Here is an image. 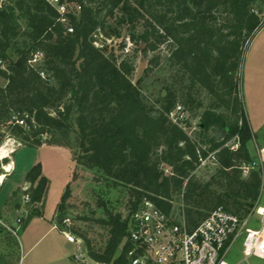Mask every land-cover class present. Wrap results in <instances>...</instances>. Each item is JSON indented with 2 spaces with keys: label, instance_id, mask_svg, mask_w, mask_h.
<instances>
[{
  "label": "trees",
  "instance_id": "obj_1",
  "mask_svg": "<svg viewBox=\"0 0 264 264\" xmlns=\"http://www.w3.org/2000/svg\"><path fill=\"white\" fill-rule=\"evenodd\" d=\"M255 1L60 0L68 4L62 22L48 0H2L0 145L9 137L22 145L54 144L56 130L69 127L73 117L76 163L97 174L108 192L124 188L130 198L126 217L99 204L103 216L94 221L108 229L103 247L74 229L94 261L128 264L121 243L130 213L144 198L171 213L179 197L178 210L191 229L220 206L240 219L256 206L264 174L259 164L251 167L257 158L249 151L252 132L240 97L244 52L264 23ZM125 29L131 42L154 53L147 71L160 64L156 52L168 49L173 74L153 98L141 80L133 82L130 59H119L105 45ZM36 53L40 61L32 62ZM199 91L209 103L196 136L186 129L189 117L181 115L203 106ZM177 105L182 109L175 121L170 114ZM207 158L216 170L202 179L195 171ZM243 166H250L245 175ZM25 181L29 203L42 201L47 178L40 164L26 172ZM65 200L57 207L61 223Z\"/></svg>",
  "mask_w": 264,
  "mask_h": 264
},
{
  "label": "rangeland",
  "instance_id": "obj_2",
  "mask_svg": "<svg viewBox=\"0 0 264 264\" xmlns=\"http://www.w3.org/2000/svg\"><path fill=\"white\" fill-rule=\"evenodd\" d=\"M1 2L2 0H0V4ZM69 7L73 9L74 5L70 4ZM254 9L256 11L262 9L261 16L264 19V0L255 1ZM126 31L125 29L123 32L124 36L109 39L105 45L119 59L125 57L130 59L135 68L132 75L133 82L137 83L141 80L143 91L153 98V95L162 91L165 82L170 81L173 74V70L165 60L168 49L166 46H162L156 52L161 58L160 64L147 71L154 53L145 52L142 49V44L131 42ZM122 43H126L124 49H121ZM240 77V97L252 132L248 147L252 156L258 161L259 150L264 145V23L253 35L245 49ZM3 82L5 80L0 78V84ZM199 92L198 96L203 101V106L195 112L196 114L188 110L183 114V116L189 117L190 126L186 127L187 131L196 136L200 133L198 129L201 128L199 115L209 103L208 94L205 91ZM209 133L216 135L213 131H209ZM56 138L57 142L54 144L30 146L22 145L18 139L9 137L0 145V148L5 146L9 154L7 159L0 158V175L3 174L6 178L0 185V211L6 209L10 200H20L21 202L22 188L30 187V183L25 181V174L33 165L40 164L42 174L47 178L41 203L32 202L26 205L30 211L39 210V214L28 216L25 219L26 222L18 227L15 224L16 212L14 209L12 212L10 211L13 216L10 219L0 215L1 221L10 226L13 224L16 228V234H13L0 222V264H37V262L49 260L54 255L60 254L61 250L66 252L65 249L69 250L66 257L54 264H78L72 258L73 254L77 252L78 245L67 244L61 230L67 229L75 233L74 229H80L87 234L95 248H101L107 240L108 229L94 221L97 217L103 216V207L99 204L104 203L107 207L121 212L123 217L129 213L130 198L124 188H115L108 192L103 181L97 180V174L76 163L75 159L80 151L77 126L73 117L69 127L56 130ZM229 144L234 145L236 142L230 141ZM12 161L13 171L8 175L5 167L11 164L9 167L12 170ZM215 170L216 164L213 159L207 158L202 161L195 171V175L202 179H208ZM65 198V217L71 218L69 226L61 223L57 216L59 213L57 207ZM178 198L173 199L172 215L174 218L179 215L180 200ZM258 204L264 206V181ZM54 216L57 228H51ZM260 225L259 216L251 217L250 227L258 228ZM82 251H85L83 245ZM241 257L240 240L232 247L227 260L233 264ZM248 262L264 264V260L255 256L249 257Z\"/></svg>",
  "mask_w": 264,
  "mask_h": 264
},
{
  "label": "built area",
  "instance_id": "obj_3",
  "mask_svg": "<svg viewBox=\"0 0 264 264\" xmlns=\"http://www.w3.org/2000/svg\"><path fill=\"white\" fill-rule=\"evenodd\" d=\"M48 1L57 8L60 21L66 22L68 4L61 3L60 0ZM72 30V27H68V31ZM40 55L36 53L31 61L37 62ZM181 109V105H177L176 110L171 112L175 121L176 114ZM231 146L236 148L237 143ZM257 164L264 174V148L259 150V159L251 167ZM249 169L250 166H243V174H247ZM28 188H22V200L15 209L16 227L22 224L27 212L26 205L31 199ZM172 214L173 211L163 212L148 198H144L130 213L128 233L121 243L122 247L125 246L128 264H231L227 258L234 244L240 240L242 257L233 264H250L248 259L251 256L264 260V206L257 203L243 219L220 206L193 229L188 226L181 211L176 218ZM254 215L259 216L261 221L258 228L249 226ZM0 222L7 230L16 234L15 226L7 225L1 219ZM62 222L69 226L71 218L65 217ZM61 232L69 242L78 245L77 252L73 255L78 264H105L94 261L88 255L82 238L71 230L64 229ZM82 245L85 251H82Z\"/></svg>",
  "mask_w": 264,
  "mask_h": 264
},
{
  "label": "crops",
  "instance_id": "obj_4",
  "mask_svg": "<svg viewBox=\"0 0 264 264\" xmlns=\"http://www.w3.org/2000/svg\"><path fill=\"white\" fill-rule=\"evenodd\" d=\"M5 82H3V83H1V84H4ZM262 148H264V145L261 147V149ZM11 151H12V149H11ZM11 151H10V153H11ZM7 150L5 151V155H0V158H2V159H4V158H8L9 157V154L7 153ZM251 154V153H250ZM252 155V154H251ZM9 163H11V162H9ZM11 164H8L6 167H5V170H6V173L9 175L12 171H13V161H12V170H10V166ZM5 179L6 178H4V175L3 174H1L0 175V185H1V183L2 182H4L5 181ZM14 192H16L15 190H14ZM19 202H20V200H10V202L7 204V206H6V209H3L2 211H0V215L2 214V215H4L5 216V218H7V219H10V218H12L13 216H12V213L10 214V211L12 212L13 211V209L15 210L16 208H17V206L19 205ZM39 203H41V202H39ZM258 203V202H257ZM32 205H34V204H32ZM33 208H36V207H34L33 206ZM26 209H27V212H26V215H25V218H24V222H26V220L25 219H27V217L28 216H30V215H36V214H39L40 213V211L39 210H33V211H30L28 208H27V206H26ZM56 220H55V216H54V220L52 221V227L51 228H57V226H56ZM12 226H14L13 224H12ZM50 228V229H51ZM64 240H65V242H67V244L69 243V244H72L71 242H69L67 239H66V237L64 236ZM64 242V244H66ZM32 248V247H31ZM30 248V249H31ZM65 251L66 252H62V250H61V252H60V254H56V255H54L51 259H49V260H46V261H40V262H37V264H54V263H56L57 261H59L61 258H63V257H66L65 255H67V253L69 252V250L68 249H65ZM75 254V253H74ZM73 254V255H74ZM64 255V256H63ZM73 257V256H72ZM74 259V258H73Z\"/></svg>",
  "mask_w": 264,
  "mask_h": 264
},
{
  "label": "bare ground",
  "instance_id": "obj_5",
  "mask_svg": "<svg viewBox=\"0 0 264 264\" xmlns=\"http://www.w3.org/2000/svg\"><path fill=\"white\" fill-rule=\"evenodd\" d=\"M5 151H6V148H5V146H1V148H0V155H5ZM7 154V153H6ZM2 159V158H1ZM0 159V160H1Z\"/></svg>",
  "mask_w": 264,
  "mask_h": 264
},
{
  "label": "water",
  "instance_id": "obj_6",
  "mask_svg": "<svg viewBox=\"0 0 264 264\" xmlns=\"http://www.w3.org/2000/svg\"><path fill=\"white\" fill-rule=\"evenodd\" d=\"M199 126L202 127V123H199Z\"/></svg>",
  "mask_w": 264,
  "mask_h": 264
}]
</instances>
